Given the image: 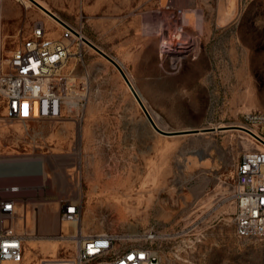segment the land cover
I'll use <instances>...</instances> for the list:
<instances>
[{
    "label": "rangeland",
    "instance_id": "1",
    "mask_svg": "<svg viewBox=\"0 0 264 264\" xmlns=\"http://www.w3.org/2000/svg\"><path fill=\"white\" fill-rule=\"evenodd\" d=\"M40 1L126 69L160 128L225 126L156 132L119 71L86 43L81 58H70L87 97L79 122H32L31 134L42 129V136L25 138L0 99V159L10 166L45 159L43 174L0 173V197L14 196L19 214L27 212L26 264L71 260L82 233L152 226L168 234L162 264H264V239L236 236L230 197L235 165L252 146L230 125L244 112H264V0ZM1 17L6 50L34 20L55 25L37 6L14 0H2ZM178 27L189 37L165 42ZM12 184L20 191L9 193ZM62 197L80 204L79 225L61 220ZM28 240L54 251L30 255Z\"/></svg>",
    "mask_w": 264,
    "mask_h": 264
},
{
    "label": "built area",
    "instance_id": "2",
    "mask_svg": "<svg viewBox=\"0 0 264 264\" xmlns=\"http://www.w3.org/2000/svg\"><path fill=\"white\" fill-rule=\"evenodd\" d=\"M1 9L2 0L0 99L5 115L21 123L25 138L42 136V129L31 134L32 122L63 118L79 122L87 97L70 58H81V43L85 44L86 38L61 18L54 28L37 19L28 32H18L14 45L6 50ZM239 126L251 138L252 146L244 149L234 170L230 197L235 205V234L264 239V112H244ZM20 189L12 184L7 190L15 194ZM58 203L61 220L75 222L80 218V204L75 199L62 197ZM26 217V211L19 214L14 196L0 197V264H26ZM167 239L168 234L154 226L91 234L76 241L71 264H162L161 250Z\"/></svg>",
    "mask_w": 264,
    "mask_h": 264
},
{
    "label": "bare ground",
    "instance_id": "3",
    "mask_svg": "<svg viewBox=\"0 0 264 264\" xmlns=\"http://www.w3.org/2000/svg\"><path fill=\"white\" fill-rule=\"evenodd\" d=\"M36 2H38L40 5H42L43 7H45V8H47L48 10H50L49 9V7L45 4V3H43L42 1H40V0H35ZM23 4H24V6L25 7H28V6H30V5H35V6H37L36 4H34V2L32 1V0H23ZM38 7V6H37ZM39 8V7H38ZM45 15H46V17H45V20L46 21H49V22H51V23H53V24H58V23H60L57 19H55L54 17H52L51 15H49L48 13H46L44 10H42L41 8H39ZM51 11V10H50ZM52 12V11H51ZM54 13V12H53ZM56 16H58L56 13H54ZM59 17V16H58ZM60 18V17H59ZM227 19L225 18H221L220 20H219V22H220V24H222V23H224L225 21H226ZM177 35H176V37H173V38H171V39H166V38H163V39H165V42H179V41H182L184 38H188L189 36L180 28V27H178L177 28ZM176 34V33H175ZM169 35V34H168ZM84 38H86V39H88L87 37H85L84 36ZM89 40V39H88ZM90 41V40H89ZM90 42H92V41H90ZM164 42V43H165ZM84 43H86V42H84ZM93 43V42H92ZM87 44V43H86ZM166 44V43H165ZM88 45V44H87ZM91 47V46H90ZM100 48V47H99ZM163 51V48H161V52ZM173 58V57H172ZM124 70H126V69H124ZM127 76H128V74H126ZM128 79L130 80V82H131V79L129 78V76H128ZM137 92V91H136ZM138 94V93H137ZM138 96H139V94H138ZM140 97V96H139ZM141 99V98H140ZM223 126H225V125H218V126H214L215 128H217V127H223ZM230 126H232V127H238V128H240V126L238 125V124H234V125H230ZM9 129V128H8ZM235 130H237V131H242V129L241 130H239V129H235ZM7 131V127L6 126H3L2 127V132L3 133H5ZM9 131V130H8ZM243 132L245 133V134H247L244 130H243ZM10 134V133H9ZM248 135V134H247ZM8 138V137H7ZM259 147H261L260 145H259ZM25 160L24 161H22V163H20V164H16V165H13V166H10V165H6V160H4V159H0V173L1 172H5V170L8 168V170H14L15 172H16V174L18 173V174H21V173H23V172H26V170H33V171H35V172H38V173H40V174H43L44 173V162H45V159H44V157H42V156H29V157H26V158H24ZM28 172V171H27ZM2 174V173H1ZM45 177V176H44ZM43 177V178H44ZM79 223H80V219H78L77 221H75V222H72L71 223V226H72V224L74 225H79ZM70 225V224H69ZM73 232H74V230H73ZM86 236H89V234H84V233H82V234H80V236H79V238H83V237H86ZM40 250V251H42V252H52V251H54V247H53V245L50 243V242H35V241H32V240H28V252H29V254L31 255L32 253H31V251L32 250ZM43 261L45 262L44 264H71V260L70 259H63V260H57V259H52V258H47V259H43Z\"/></svg>",
    "mask_w": 264,
    "mask_h": 264
},
{
    "label": "water",
    "instance_id": "4",
    "mask_svg": "<svg viewBox=\"0 0 264 264\" xmlns=\"http://www.w3.org/2000/svg\"><path fill=\"white\" fill-rule=\"evenodd\" d=\"M32 1L39 8H41L42 10H44L46 13H48L49 15H51L52 17H54L58 21H61L60 18L58 16H56L53 12H51L47 8L43 7L42 5H40L35 0H32ZM84 41L89 46H91L94 50H96L100 55H102L104 58H106L119 71V73L121 74V76L123 77V79L125 80V82L127 83L128 87L130 88V90L134 94L136 100L138 101V103H139L140 107L142 108L143 112L145 113V115H146L148 121L150 122L151 126L153 127V129L156 132H158V133H160L162 135H170V136H172V135H180V134H193V133H199V132H210V131H215V130L221 128V127H217V128H215V127H207V128H190V129H183V130H164V129L160 128L156 124V122L154 121L153 117L148 112L146 106L144 105V103L140 99V97L138 96L136 90L134 89V87L132 86L130 80L128 79V76L126 75L124 69L118 63V61H116L113 57H111L109 54H107L105 51H103L97 45H95L94 43L90 42L88 39H84Z\"/></svg>",
    "mask_w": 264,
    "mask_h": 264
},
{
    "label": "crops",
    "instance_id": "5",
    "mask_svg": "<svg viewBox=\"0 0 264 264\" xmlns=\"http://www.w3.org/2000/svg\"><path fill=\"white\" fill-rule=\"evenodd\" d=\"M95 44V43H94ZM96 45V44H95Z\"/></svg>",
    "mask_w": 264,
    "mask_h": 264
}]
</instances>
